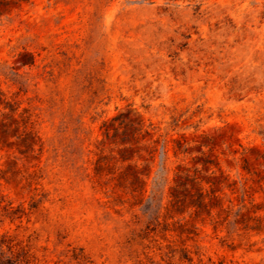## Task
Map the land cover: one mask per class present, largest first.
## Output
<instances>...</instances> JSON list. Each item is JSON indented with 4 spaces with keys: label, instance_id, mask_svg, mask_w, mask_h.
<instances>
[{
    "label": "rangeland",
    "instance_id": "obj_1",
    "mask_svg": "<svg viewBox=\"0 0 264 264\" xmlns=\"http://www.w3.org/2000/svg\"><path fill=\"white\" fill-rule=\"evenodd\" d=\"M34 264H264V0H0V236Z\"/></svg>",
    "mask_w": 264,
    "mask_h": 264
},
{
    "label": "trees",
    "instance_id": "obj_2",
    "mask_svg": "<svg viewBox=\"0 0 264 264\" xmlns=\"http://www.w3.org/2000/svg\"><path fill=\"white\" fill-rule=\"evenodd\" d=\"M35 256L18 241L0 236V264H34Z\"/></svg>",
    "mask_w": 264,
    "mask_h": 264
}]
</instances>
